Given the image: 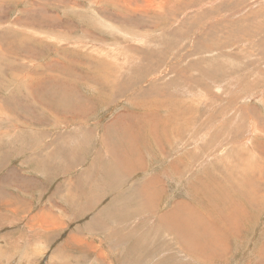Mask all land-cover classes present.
<instances>
[{
    "label": "rangeland",
    "instance_id": "374dc122",
    "mask_svg": "<svg viewBox=\"0 0 264 264\" xmlns=\"http://www.w3.org/2000/svg\"><path fill=\"white\" fill-rule=\"evenodd\" d=\"M263 192L264 0H0V264H264Z\"/></svg>",
    "mask_w": 264,
    "mask_h": 264
},
{
    "label": "bare ground",
    "instance_id": "6f19581e",
    "mask_svg": "<svg viewBox=\"0 0 264 264\" xmlns=\"http://www.w3.org/2000/svg\"><path fill=\"white\" fill-rule=\"evenodd\" d=\"M34 7H35V6H34ZM35 8H37V7H35ZM41 8H42V9H41ZM202 8H203V7H202ZM236 8H237V7H236ZM40 9L43 10V7H40L39 10H40ZM34 10H37V9H34ZM39 10H38V11H39ZM42 12H43V11H42ZM35 13H36V12H35ZM45 16H46V15H45ZM51 16H52V15H51ZM54 18H55V17H54ZM40 19H41V18H40ZM43 19H44V18H43ZM45 19H46V18H45ZM27 20H28V19H27ZM27 20H26V21H27ZM30 20H31V19H30ZM33 20H34V19H33ZM47 20H48V19H47ZM54 20H55V19H54ZM52 21H53L52 19H51L50 22H49V20H48L49 23H47V24H49V25L52 24ZM27 23H28V21H27ZM47 24H46V26L48 27ZM34 25H35V24H34ZM53 25H54V24H53ZM50 26H52V25H50ZM50 26H49V27H50ZM26 27H28V26H26ZM41 27H43V26L41 25ZM53 27H54V26H53ZM29 28H30V27H29ZM34 29H35V28H34ZM48 29H49V28H48ZM28 30H29V29H28ZM256 30H257V29H256ZM35 32H36V31H35ZM28 34H29V33H28ZM39 34H40V33H39ZM29 35H30V34H29ZM32 37H33V36H32ZM16 38H17V37H16ZM14 40H16V39L13 38V41H14ZM13 41H12V43H13ZM10 42H11V41H10ZM15 42H16V41H15ZM15 42H14V43H15ZM7 43H8V42H7ZM7 43H6V44H7ZM11 45H13V44H11ZM15 45H16V44H15ZM20 45H21V44H19V46H20ZM8 48H9V47H8ZM18 48H19V47H18ZM11 49H12V48H11ZM69 67H70V66H69ZM71 67H73V66H71ZM180 70H181V69H180ZM118 73H119V72H118ZM50 78H51V77H50ZM53 78H54V77H52V79H53ZM72 78H73L76 82H77L78 80L80 81V79L77 77V74H76L75 76H73ZM52 79H51V80H52ZM83 79H84V78H83ZM83 79H82V80H83ZM82 80H81V81H82ZM52 81H53V80H52ZM55 82H56L58 85H60V84L63 83L60 79H58V82H57V81H55ZM55 82H54V83H55ZM52 84H53V82H52ZM53 85H54V84H53ZM91 86H92V85H91ZM116 87H117V89L121 92V82H120V81H115V84L113 85V91H110V93H108V96H109L110 98L114 97V90H115ZM42 88H43V89H46V87H45L44 85H42ZM39 89H41V88H39ZM43 89H42V91H44ZM67 90H69V89H67ZM67 90H66V91H67ZM40 91H41V90H39V92H40ZM42 91H41L39 94H41ZM89 91H90V89H89ZM47 92H48V91H47ZM62 92H64V91H62ZM98 92H99V91H98ZM98 92H97V93H98ZM37 93H38V92H37ZM69 93H71V91H70ZM99 93H100V92H99ZM58 95H59V94H58ZM37 96H38V95H37ZM48 96H49V95H48ZM71 96H72V95H70V94L68 95V93H67V94L62 93V95L59 96V97L57 98V100H56V104H55V105L51 104V105L54 106V109L59 110V109L61 108V106H62V104H63L62 102H63V100H64V102H65V103L67 104V106H68V99H69L68 97H71ZM100 96H101V95H100ZM101 98H102V97H101ZM99 99H100V98H99ZM99 99H98V100H99ZM50 100H51V99H50ZM100 101H101V100H100ZM70 103H71V102H70ZM70 103H69V104H70ZM98 103H99V102H98ZM154 103H155V102H154ZM162 103H164V102H162ZM162 103H161V104H162ZM74 105H76V104L74 103ZM91 105H92V104H91ZM69 109H72L71 106H69ZM52 111H54V110L52 109ZM55 111H56V110H55ZM78 112H79V111H78ZM72 113H73V112H72ZM87 114H88V113H87ZM85 115H86V114H85ZM116 124L120 125V123H119L118 120H116ZM75 131H76V130H75ZM153 132H154V129H153ZM207 132H208V131H207ZM79 133H80V132H79ZM178 134L180 135V133H178ZM134 137H136V136H134ZM95 139H96V138H95ZM134 139H135V138H134ZM178 139H179V138H177L176 140H178ZM191 139H192V138H191ZM153 140H154V139H153ZM155 140H156V139H155ZM177 142H178V141H177ZM186 142H187V141H186ZM132 143H133V140H130L129 144H132ZM154 143H155V142H154ZM156 145H159V144H156ZM157 147H158V146H157ZM159 148H160V147H159ZM164 148H165V147H164ZM203 149H204V147H203ZM166 150H167V149H166ZM190 150H191V149H190ZM201 150H202V149H201ZM205 151H206V150H205ZM161 152H162V150H161ZM166 152H167V151H166ZM192 152H193V151H192ZM192 152H190V153H192ZM206 152H207V151H206ZM210 152H211V151H210ZM210 152H209V153H210ZM183 153H184V152H183ZM183 153H182V154H183ZM190 153H189V155H187L186 153H185V154H186L187 157H188V156H191ZM193 153H194V155H195V152H193ZM193 153H192V154H193ZM159 154H160V153H159ZM182 154H181V156H182ZM210 154H211V153H210ZM167 155H169V154H167ZM186 155H185V157H186ZM182 157H184V156H182ZM187 157H186V158H187ZM191 157H192V156H191ZM188 158H189V157H188ZM191 159H192V158H191ZM180 160H184V158L181 159V157H180ZM188 160H189V159H188ZM169 161H170V160H168V163H169ZM172 161H173V160H172ZM184 161H185V160H184ZM191 161H192V160H191ZM173 162H174V161H173ZM186 162L188 163V161H186ZM181 163H183V162L181 161ZM181 163H180V164H181ZM184 163H185V162H184ZM119 164H120V163H119ZM170 164L172 165L173 163H170ZM170 164H169V165H170ZM175 164H176V166L178 165V164H177V161H176ZM182 165H183V164H182ZM112 166H113V164H112ZM166 166H167V165H166ZM176 166H174V167H176ZM180 166H181V165H180ZM177 167H178V166H177ZM166 169H168V167H166ZM172 169H173V168H172ZM178 169H181V168L178 167ZM169 170H170V167H169ZM169 170H168V172L171 174V172H170ZM173 171H174V170H173ZM176 171H177V170H176ZM181 171H182V170H181ZM175 173L177 174V172H175ZM175 173H174V174H175ZM179 174H180V173H179ZM153 176H155V178H154V177H153V178L150 177L148 180H146V183H147L146 186L149 187V188H151V189L149 190L150 193L147 191V188L145 189V187H143V189H144L143 192H145V193L148 195V196H145L146 198H145L144 200L147 201L148 198H149V199H150V202H151V200H153V196H152L151 191H152L153 189L156 188V184H155V182H158V181H159V176H160V175H159V174H155V175H153ZM157 176H158V177H157ZM159 182H160V181H159ZM164 185H165V184H164ZM191 185H192V184H191ZM162 186H163V184H162ZM190 187H191V186H190ZM190 187H189V188H190ZM224 189H225V188H224ZM259 191H261V190H258V192H259ZM190 192H191V190H190ZM219 192H220V191H219ZM191 193H192V192H191ZM186 194H187V193H186ZM261 194H262V193H261ZM263 194H264V192H263ZM255 196H257V195L255 194ZM255 196H253V197H255ZM197 198H198V197H197ZM225 198H226V195H225ZM227 198H228V197H227ZM189 199H190V197H189ZM229 199H230V198H229ZM194 200H195V197H194ZM197 200H198V199H197ZM182 201H183V200H182ZM183 202L187 203V202H189V201L187 200V202H186V201H183ZM190 202H191V201H190ZM198 202H199V201H198ZM230 202H231V201H230ZM233 202H234V201H233ZM179 203H180V204L176 207V210L173 209V217H172V219H171L172 224H176V223H178V220H179V214H178V213H179L180 210H181L180 208H182V207L184 208V206L186 205V204H185V205L182 204L181 202H179ZM227 203H228V202H227ZM149 204H150V203H149ZM197 204H198V203H197ZM224 204H225V203H224ZM230 204H231V203H230ZM188 205L190 206L191 203L188 204ZM192 205H193V202H192ZM231 205H233V204H231ZM193 206H194V205H193ZM226 206H227V204H226ZM197 207H198V206H197ZM183 208H182V211H181V212H183ZM191 208H192V206H191ZM229 208L231 209L232 207H230V205H229ZM179 209H180V210H179ZM184 209H186V208H184ZM189 209H190V207H189ZM192 209H193V208H192ZM201 209H202V207H201ZM223 209H225V208H223ZM194 210H195V208H194ZM224 211H225V210H224ZM226 211H228V210H226ZM226 211H225V212H226ZM184 212H185V211H184ZM186 212H188V213L191 212V213H192V210L190 209V211L187 210ZM196 212H197V211H196ZM228 212H229V211H228ZM228 212H227V214H228ZM220 213H221V211H220ZM238 214H239V213H238ZM182 216H183V215H182ZM187 216H188V215H187ZM191 216H193V215H191ZM194 217H195V216H194ZM204 217H205V216H204ZM173 218H174L175 220H174ZM236 218H237V217H236ZM194 220H195V219H194ZM162 221H164V220H162ZM179 221H180V220H179ZM165 222H167V221H165ZM183 223H185V221H184ZM191 224H192V223H191ZM197 224H198V223H197ZM201 224H202V222H201ZM220 228H223V227H220ZM220 228H219V226H216V225L213 226V227L211 228L213 231L210 233V235H209L208 237H207V236L203 237L202 240L206 242L208 239H209V240L212 239V240H214L215 242H218V241H219V235H217V233H219V229H220ZM211 236H212L213 238H212ZM213 244H214V243H213ZM204 250H206V249H204ZM201 252H202V250H201ZM203 252H204V251H203Z\"/></svg>",
    "mask_w": 264,
    "mask_h": 264
},
{
    "label": "crops",
    "instance_id": "0c3cea01",
    "mask_svg": "<svg viewBox=\"0 0 264 264\" xmlns=\"http://www.w3.org/2000/svg\"><path fill=\"white\" fill-rule=\"evenodd\" d=\"M80 82V81H79Z\"/></svg>",
    "mask_w": 264,
    "mask_h": 264
}]
</instances>
